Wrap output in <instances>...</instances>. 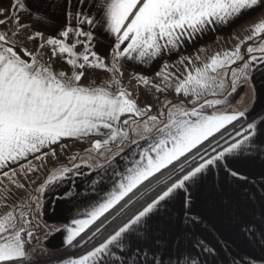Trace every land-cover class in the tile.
<instances>
[{"label": "snow or ice", "instance_id": "1", "mask_svg": "<svg viewBox=\"0 0 264 264\" xmlns=\"http://www.w3.org/2000/svg\"><path fill=\"white\" fill-rule=\"evenodd\" d=\"M84 2L76 0L77 4ZM65 4L73 8L72 0H65ZM10 6L14 13L11 19L16 24L11 36H17L28 26L20 23L16 10L30 9L23 0H16ZM258 6L264 7V0H93L96 16L69 11L76 26L60 30L59 38H45L39 31L26 37L30 41L44 39L45 43L38 47L48 46L51 49L49 61L57 58L64 61L72 69L70 74L55 70L51 62L41 63L37 55L23 48L21 51L30 62L25 61L10 43L8 33H0V170L42 149L51 150L53 145H60L63 150L65 145L61 141L65 139L89 140L85 154L88 159L98 160L93 170L111 166L124 154L123 171L114 169L116 179L111 190L103 191L99 199L82 204L70 223L55 230L66 233L65 246L83 247L143 199L149 190L161 188L155 198L146 202L102 243L63 264H105L109 257H113L116 264L113 249L127 252L122 242L136 232V226L143 224L161 202L252 141L256 135L255 122L249 123L244 132L236 133L240 139L232 137V142L224 139L222 130L245 116V112L235 109L229 112L224 107L227 100L220 97L235 92L237 84L248 79L253 65L264 64V17L245 30V39L233 50L217 52L199 65L188 59L187 63L193 67L186 69L183 78L175 83L168 64L156 73L159 83L146 76H134L138 87L154 89L156 93L173 91L177 97H182L165 99L155 114L152 105L141 107L131 92L120 87V80L115 76L105 86H83L84 70L99 69L114 74L121 72L123 60L150 63L164 52L175 50L181 41H190L197 33H204L209 26L227 25ZM8 15L6 9L0 8V25L7 24ZM34 18L38 22L47 19L39 14ZM84 24L89 30L83 29ZM97 24L114 37L110 67L93 50L95 37L91 29ZM70 38H74L71 44L66 42ZM248 41H253L255 46H248L245 54L241 44L246 45ZM81 44L83 52L77 53L75 49ZM184 62L182 58L180 63ZM229 75L230 85L225 79ZM113 86L115 92L110 90ZM217 134L227 146L220 145ZM50 154L56 156L55 151ZM36 158L41 159L38 155ZM77 159L84 160V156L77 153L69 162ZM101 159L103 163L99 162ZM74 167L78 170L81 165ZM84 167L92 168V165L85 163ZM72 171L68 166L54 168L35 190L36 196L0 213V264H33L35 249L29 246L35 237L33 225L35 213L42 206L41 197ZM231 175L239 176L234 171ZM4 176L16 187H23L13 180L15 171L12 176L4 172ZM98 183L92 181L93 192ZM66 195L71 197L75 193L69 191ZM0 207L7 205L0 203ZM89 230L91 234L87 235ZM247 231L251 233L253 229L248 227ZM201 251L214 253L207 246H202ZM133 254L136 257L133 264H184L183 260L171 256L165 260L159 247H148V250L139 247Z\"/></svg>", "mask_w": 264, "mask_h": 264}, {"label": "crops", "instance_id": "2", "mask_svg": "<svg viewBox=\"0 0 264 264\" xmlns=\"http://www.w3.org/2000/svg\"><path fill=\"white\" fill-rule=\"evenodd\" d=\"M4 1V0H1ZM7 8L12 7L16 0H5ZM30 11L16 12L24 23L35 33L41 32L44 37H58V32L67 26H76L75 19L68 15L69 11L91 13L96 16L92 7L93 0H85L77 4L72 0L73 8L69 9L65 0H23ZM36 14L47 17L45 22H38ZM264 17V7H256L243 13L227 25L209 26L204 33H197L190 41H181L180 46L171 52H164L150 63L142 64L134 60H123L122 68L136 75L156 78L164 64L174 68V74L186 73L191 69L188 59L197 63L196 57L208 55L214 48L235 37L236 33L251 27ZM250 24V25H248ZM248 25V26H247ZM83 29L89 30L84 24ZM95 37L93 50L102 58L111 60L114 37H110L97 24L92 27ZM245 37V36H244ZM234 46V45H233ZM231 45V47H233ZM222 50H226L228 48ZM184 63H180L181 59ZM193 67V66H192ZM248 101L245 116L239 130L244 132L249 123L257 125L256 135L242 150L226 158L218 166H212L201 173L194 182H187L185 188L177 190L167 198L141 225L136 232L128 235L122 246L128 251L121 253L113 249L116 264H133V254L139 247L161 249L165 260L168 256L181 259L184 264H264V64H255L249 70L247 79ZM247 134V133H245ZM239 137L238 139H240ZM70 142H89L65 139L61 144ZM143 144L144 142L141 141ZM60 145H53L51 150L42 149L41 156L53 151ZM128 151V150H126ZM36 155L29 156L17 164L0 170V178L4 172L12 173L22 166L36 160ZM117 157L111 166L103 169L88 168L81 165L73 169L65 180L50 186L41 197V208L35 213L34 234L38 233L39 225L47 233L41 238L44 247L51 251H62L66 246V233L55 231L70 223L76 209L88 201L99 199L103 191L111 190L116 179L114 169L123 171L125 159ZM237 172L238 177L231 175ZM244 177L245 179H240ZM97 180L96 192L92 191V181ZM72 191L74 196L67 197ZM83 211V208H80ZM251 227L253 232L247 231ZM38 236V235H37ZM147 246V247H146ZM207 246L214 250L213 254L202 252L201 247ZM56 256V254H55ZM149 256L151 253L149 252ZM78 257V256H76ZM76 257L69 255L56 257L52 264H63L64 261ZM46 258L32 260L33 264L43 263ZM105 264H113V257L107 258Z\"/></svg>", "mask_w": 264, "mask_h": 264}, {"label": "rangeland", "instance_id": "3", "mask_svg": "<svg viewBox=\"0 0 264 264\" xmlns=\"http://www.w3.org/2000/svg\"><path fill=\"white\" fill-rule=\"evenodd\" d=\"M5 0H0V8L6 9L8 11V17H5L7 19L6 25H0V33L7 32L8 35L11 37L10 42L15 45V48L17 50V54L21 56L22 59H24L27 62H30L29 58L23 55V52L20 50L23 48H26L28 51L33 52L34 55L38 56V59L41 63L44 62H51L53 64V67L55 70H64L71 73L72 69L62 60L59 58L49 61V57L51 56V49L48 46H45L43 49H40L38 45L44 44V39H37L35 41H30L26 39L27 35L32 34L33 31L30 29L29 25L24 23V20H22L20 17V23L22 25L28 26L26 28H22L20 30L19 35L17 36H11V30L15 29L16 24L15 21L11 19V16L14 14L13 9L7 8L5 5ZM250 25V24H248ZM247 25V26H248ZM250 27L243 28L239 30L236 33L235 37L230 38L229 41L225 42V44H222L219 48H214L208 55L206 56H200L199 60L196 65L201 64L202 62H205L210 56L213 54L220 52V51H231L234 49L235 45L237 43H241L245 39L244 36H246V29H249ZM46 38V37H45ZM59 38V37H57ZM62 39V38H61ZM72 39L70 38L67 43L71 44ZM83 39V38H81ZM231 45L233 47H231ZM248 46H255L253 41H248L247 44H241L242 52L246 54V48ZM228 48L226 50H222L224 48ZM77 53L83 52V45H78L75 49ZM82 62V61H81ZM105 62L108 64V66H111V60H106ZM238 64H242V62H237ZM192 64H190V68H192ZM233 67H236V65H233ZM174 68H171L168 70L172 74L173 77V83L178 81L179 79H182L183 76L186 73L183 74H174ZM85 75L81 80V84L83 86H92V87H101L105 86L106 82L111 79L113 76H115L116 79L120 80V87L125 88L127 91L132 93L133 98L138 100V103L141 107L145 106L146 104H150L153 106V114L157 110H159L161 102H163L165 99L169 100H180L182 97H177L176 94L173 91H168L165 93H156L154 89H150L144 86H137L136 80L133 78L134 76H138L134 73H131L129 71L124 70L121 68L120 73H108L101 71L99 69H85ZM226 84L230 85L231 77L230 75L225 78ZM154 83H159V78L156 77L154 79H151ZM111 91L115 92L116 87L113 86ZM230 91V88H229ZM227 100V103L224 105V107L231 112L232 110L237 111H245L246 109V101H248V86H247V80L240 81L237 84L236 91L231 93L230 95H226L225 97H220ZM240 125H237L236 129L230 134L227 135L225 138L229 139L232 136L236 135L237 132H242L239 130V127L243 124L242 117L239 119ZM224 138V139H225ZM90 146V142H70L68 144H65V147L63 150L61 147H58L54 149L56 156L53 157L50 152H47V154H42L40 157L41 159H36L32 163L27 164L23 168H20L15 171V176H13V180L18 182L23 187H16V184L9 181L7 177L0 178V203H3L7 205V207H0V213H3L5 211L11 210L13 206L16 204H21L25 201L29 200L30 196H36V189L44 182L45 178L49 174L51 170L54 168L60 167V166H74L75 164L84 165L85 163L92 165V167H95V165L98 163L97 159H88L85 154V149H87ZM79 153L81 156H84V160L77 159L74 162L70 163L69 158L73 155H76ZM100 163H103V160H99ZM30 168H34L35 171H31ZM13 173V172H12ZM12 173L9 174V176H12ZM33 207H35L33 205ZM36 216V215H35ZM36 218V217H35ZM43 228L38 226V233H35V237L32 239L30 248H34L35 251L32 252V260L40 259V258H46L43 260V263L40 264H46V263H53V259H55L57 256H65L64 249L57 253V251H51L44 247V244L41 241V238H44V236L47 235ZM38 235V236H37ZM56 254V256H55Z\"/></svg>", "mask_w": 264, "mask_h": 264}, {"label": "trees", "instance_id": "4", "mask_svg": "<svg viewBox=\"0 0 264 264\" xmlns=\"http://www.w3.org/2000/svg\"><path fill=\"white\" fill-rule=\"evenodd\" d=\"M20 52H21V50H20ZM240 122L241 121L238 120V121L234 122L233 125H229L226 130H222L224 138L227 135H230L236 129L237 125H240ZM232 137H235L236 139L239 138L236 135H234ZM232 137L227 139V140L229 142H232ZM216 140L219 141L220 145L227 146L224 144V139L220 138V134H217ZM214 145H215V141H214ZM217 150L219 151L220 149L218 148ZM175 178L176 177H173V179H175ZM160 190H161L160 187H156L155 189L149 190L143 199H141L139 202H137L130 209L126 210L125 214H123L121 217L117 218L115 221H112L106 230L102 231L101 234H99L97 237L93 238L91 241H88L83 247L66 246L64 248V251H65L64 255H69L70 257H76V256H79L80 254L84 253L85 251L91 250V248L98 246L100 243L103 242V240L110 233H112L114 230H116L119 226H121L124 222H126L133 214H135L138 210H140L141 207L146 204V202H150L151 199L155 198V196L160 192ZM109 220H111V216H109ZM90 234H91V230H89L87 232V235H90ZM82 235H84V234H82ZM87 235H85V241H87ZM46 264H49V263H46Z\"/></svg>", "mask_w": 264, "mask_h": 264}]
</instances>
